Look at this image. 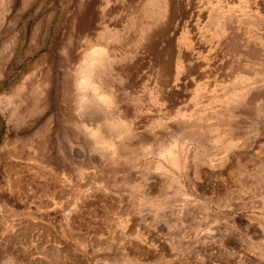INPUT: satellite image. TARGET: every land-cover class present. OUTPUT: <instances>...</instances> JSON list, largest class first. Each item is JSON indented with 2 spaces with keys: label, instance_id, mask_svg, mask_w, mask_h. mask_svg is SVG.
<instances>
[{
  "label": "rangeland",
  "instance_id": "obj_1",
  "mask_svg": "<svg viewBox=\"0 0 264 264\" xmlns=\"http://www.w3.org/2000/svg\"><path fill=\"white\" fill-rule=\"evenodd\" d=\"M0 264H264V0H0Z\"/></svg>",
  "mask_w": 264,
  "mask_h": 264
},
{
  "label": "bare ground",
  "instance_id": "obj_2",
  "mask_svg": "<svg viewBox=\"0 0 264 264\" xmlns=\"http://www.w3.org/2000/svg\"><path fill=\"white\" fill-rule=\"evenodd\" d=\"M96 1V0H95ZM108 2V1H107ZM83 4V3H82ZM151 4V3H150ZM82 6V5H81ZM84 6H85V4H84ZM140 8L138 9L139 10V15L142 17V18H144V20H145V22H147V23H150V21L149 20H146L145 18H147V16L150 14V12L148 11V9H147V2H145L144 4H142L141 6H139ZM91 9V8H90ZM154 13H156L155 11H154ZM149 17V16H148ZM141 18V19H142ZM151 25H153V24H151ZM150 26V25H149ZM140 27V26H139ZM138 27V28H139ZM142 29H144V28H142ZM149 29V28H148ZM141 31V30H140ZM148 32V31H147ZM138 33V32H137ZM141 38H143V35H142V37ZM103 49V48H102ZM100 51H101V48H100ZM99 51V49H97V48H93L90 52H89V58H88V66L91 68V69H94L97 65H95L96 64V59H90V57H96L95 55L96 54H100L101 52ZM103 53H104V50H103ZM105 60V59H104ZM83 73V72H82ZM90 73V72H89ZM85 77V76H84ZM89 79V78H88ZM94 83H96V82H94ZM94 83L93 82H91V81H88L87 79H80V80H78L77 81V83H76V87L78 86V90H79V92H80V98H79V105L77 106V111L78 112H86V111H88L89 109H91L92 108V106L94 105V103L93 102H98L97 101V98L98 97H104V100L103 101H106V102H108L109 101V99H108V97H106L105 95H101V94H99L98 93V89H97V87H98V84H96L97 85V87L94 85ZM252 89V88H251ZM81 97H87V100H88V102L87 103H84V104H81L80 103V100H81ZM77 98H78V96H77ZM77 102V101H76ZM100 103V102H99ZM255 103V102H254ZM101 104H103V103H101ZM108 105V104H107ZM106 105V106H107ZM98 106V105H97ZM105 106V105H104ZM93 107H95V106H93ZM103 108V107H102ZM107 108V107H106ZM94 109V108H93ZM98 110H99V108H98ZM96 111H97V109H96ZM105 113V112H104ZM107 113V112H106ZM115 115V114H114ZM104 118V120L105 121H107L108 122V120H109V117L106 115V116H104L103 117ZM101 121V120H100ZM99 121V122H100ZM102 122V121H101ZM101 126H103V124L101 125ZM96 128V127H95ZM96 130V129H95ZM94 130V131H95ZM195 132H197V133H199L198 131H196V130H194ZM194 133V132H193ZM196 133V134H197ZM110 141V140H109ZM172 141V140H171ZM111 142V141H110ZM112 145H114L113 143H111ZM168 146V145H167ZM121 147H122V145H121ZM159 150H160V148H159ZM178 150L180 151V153H182V146L181 147H177V145H176V143L173 141L168 147H163V148H161V150L159 151V154L161 155V157H164V158H166V160H167V162L170 164V166H172V167H179V152H178ZM116 151V150H115ZM112 152V151H111ZM117 152H118V150H117ZM143 154H144V151L142 152ZM112 154H114V152H112ZM158 155V154H157ZM113 156H115V155H113ZM160 168V167H159ZM174 180H170V183L171 182H173ZM178 182V181H177ZM177 182L175 181V183L177 184ZM184 194V193H183ZM181 196H185V195H182L181 194ZM180 196V197H181ZM182 198V197H181ZM184 198V197H183ZM186 198V197H185Z\"/></svg>",
  "mask_w": 264,
  "mask_h": 264
},
{
  "label": "clouds",
  "instance_id": "obj_3",
  "mask_svg": "<svg viewBox=\"0 0 264 264\" xmlns=\"http://www.w3.org/2000/svg\"><path fill=\"white\" fill-rule=\"evenodd\" d=\"M104 97H98L97 101L98 102H103ZM87 97H81L80 103L84 104L87 103ZM89 138L92 140L93 142V150L96 153H104L106 151H115V146L111 144L110 141L105 140L101 137L100 131L99 129L95 130V131H91V134L89 136Z\"/></svg>",
  "mask_w": 264,
  "mask_h": 264
}]
</instances>
